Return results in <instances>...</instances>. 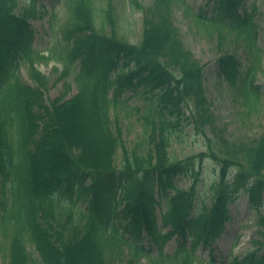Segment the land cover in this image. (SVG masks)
I'll list each match as a JSON object with an SVG mask.
<instances>
[{
	"label": "trees",
	"instance_id": "trees-1",
	"mask_svg": "<svg viewBox=\"0 0 264 264\" xmlns=\"http://www.w3.org/2000/svg\"><path fill=\"white\" fill-rule=\"evenodd\" d=\"M179 1L153 0L141 7L133 0L143 12L142 39L135 46L118 39L113 29L111 35L95 29L93 0H67L70 20L60 30L66 43L62 77L77 63L78 92L48 105V80L34 69V59L29 57L34 87L11 72L17 57L30 53V19L47 11L38 0H0L1 264H139L141 258L149 264H264V253L221 263L196 253L213 245L240 192L256 211L264 238V92L255 80L261 55L258 30L253 15L238 11L241 0H210L206 9L189 13L196 28L216 38L221 54L215 71L239 100L244 118L263 113L261 134L236 142L215 125L203 66L184 47L173 24ZM104 10L112 25V6ZM238 49L245 52L244 61L234 53ZM140 86L157 91L158 101L143 117L144 134L150 138L145 156L123 146L118 112L122 96L136 94ZM184 124L192 126L207 149L171 160L169 141L184 131ZM119 148L123 161L118 170L113 157ZM197 159L199 164L214 161L219 178L211 186V207L194 214ZM177 174H191L189 190L177 186ZM155 193L167 202L160 216L162 226L171 228L168 234L157 225L154 206L162 204ZM175 233L180 235L176 252L164 254L161 245ZM145 238L158 249L155 256L141 243ZM256 243L264 248V241Z\"/></svg>",
	"mask_w": 264,
	"mask_h": 264
},
{
	"label": "rangeland",
	"instance_id": "rangeland-1",
	"mask_svg": "<svg viewBox=\"0 0 264 264\" xmlns=\"http://www.w3.org/2000/svg\"><path fill=\"white\" fill-rule=\"evenodd\" d=\"M139 4L147 7L152 0H138ZM191 9H196L206 3V0H184ZM93 19L95 29L102 35H109L114 29L117 37L122 41L139 45L142 38L143 13L138 7L132 4V0H95L93 1ZM53 16H44L33 21V43L34 54L47 57L49 59L36 60L37 71L44 74L49 80V87L46 94V101L49 104L52 100L65 94V84H70V90L65 94L66 99L76 94L72 74L60 80L63 72V64L58 58V54L65 48V42L57 34V30L66 25L70 20L67 0H60L58 3L51 4L49 0H40ZM114 7V18L112 25L106 22L104 12L107 6ZM53 6V7H52ZM255 9V22L260 28L258 37L259 45L264 49V0H243L241 9L250 11ZM173 21L179 30L180 37L184 46L204 65V84L207 91L209 109L214 115L215 125L224 129L225 136L232 141H244L258 137L262 132L263 113L255 115L251 113L249 118H244L242 107L239 100L231 96L225 89L224 84L219 80L214 70V60L219 55L217 43L214 38H209L201 32L195 31L191 27V21L184 16L181 6L174 8ZM42 54V55H41ZM37 55V54H36ZM240 57L244 58L243 52ZM260 65L256 72V83L261 85L264 90V54L259 58ZM28 62L20 60L17 72L22 79L32 84L28 76ZM156 92H146L141 89L138 95L127 94L124 96L126 105L122 119V143L129 153L136 152L145 156L149 152L150 138L144 134L143 117L145 111L156 105ZM191 126L184 124V131L177 132L169 141L167 148L171 160H180L185 157L197 155L204 152L207 148L203 144L202 138L190 131ZM122 150L119 148L115 155V165L117 168L122 164ZM217 165L209 159L204 160L200 170L198 189L200 193L196 205L197 210L205 211L210 206L212 190L211 186L217 180ZM177 185L188 189L193 182V178L188 175H178L174 177ZM158 221H160L159 210H156ZM264 214V208L261 210ZM257 216L250 209V205L244 193H240L238 199L230 206V218L224 224V232L221 233L213 246L214 255L218 260L229 259L232 257L244 258L250 251L255 250V241L262 236L256 226ZM168 230V228H165ZM144 240L143 244L147 245ZM177 247V236H174L163 246V251L173 253ZM261 255L263 250L258 251ZM198 253L207 258L209 250L199 249ZM208 253V254H207ZM1 264V263H0ZM116 264H122L121 262ZM140 264H149L146 259H142Z\"/></svg>",
	"mask_w": 264,
	"mask_h": 264
},
{
	"label": "bare ground",
	"instance_id": "bare-ground-1",
	"mask_svg": "<svg viewBox=\"0 0 264 264\" xmlns=\"http://www.w3.org/2000/svg\"><path fill=\"white\" fill-rule=\"evenodd\" d=\"M116 155V154H115ZM115 155H114V157H113V161L115 162Z\"/></svg>",
	"mask_w": 264,
	"mask_h": 264
}]
</instances>
